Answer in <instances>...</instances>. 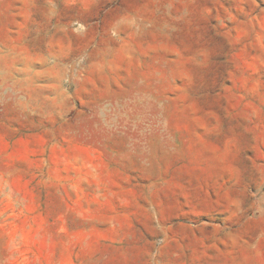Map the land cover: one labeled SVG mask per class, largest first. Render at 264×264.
<instances>
[{"label":"rangeland","instance_id":"1","mask_svg":"<svg viewBox=\"0 0 264 264\" xmlns=\"http://www.w3.org/2000/svg\"><path fill=\"white\" fill-rule=\"evenodd\" d=\"M0 264H264V0H0Z\"/></svg>","mask_w":264,"mask_h":264}]
</instances>
